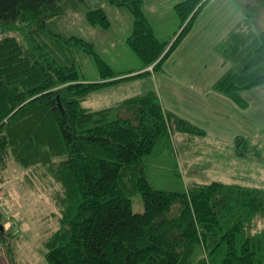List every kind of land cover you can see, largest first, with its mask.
<instances>
[{
    "label": "trees",
    "instance_id": "trees-1",
    "mask_svg": "<svg viewBox=\"0 0 264 264\" xmlns=\"http://www.w3.org/2000/svg\"><path fill=\"white\" fill-rule=\"evenodd\" d=\"M145 1L0 0V247L7 264H14L18 240L4 228L9 161L53 207L57 227L42 241L46 264H264V188L212 181L172 191L150 184L149 162L172 150L173 131L188 141L204 134L165 110L155 88L108 107L82 105L103 86L160 73L210 0L176 3L180 29L170 40L156 36ZM103 2L133 17L126 43L140 69L116 73L90 41L59 31L57 21L76 10L91 26L108 28ZM241 6L243 19L215 47L230 67L212 85L238 102L242 91L264 84V0ZM83 52L93 57L98 82L80 76ZM258 144L264 146V132L237 136L231 148L244 158L256 155ZM135 194L140 213L131 208Z\"/></svg>",
    "mask_w": 264,
    "mask_h": 264
},
{
    "label": "rangeland",
    "instance_id": "rangeland-1",
    "mask_svg": "<svg viewBox=\"0 0 264 264\" xmlns=\"http://www.w3.org/2000/svg\"><path fill=\"white\" fill-rule=\"evenodd\" d=\"M180 1L182 0L145 1L143 9L159 39L170 40L179 31L180 22L174 5ZM103 7L110 22L108 28L91 26L82 12L76 10L57 21L59 31L90 41L95 52L116 73L139 68L140 60L126 43L132 32L133 17L125 7L110 6L105 2ZM263 26L264 18L258 23V29ZM77 57L80 76L87 82H98L100 76L93 57L84 52ZM146 77H135L103 86L91 92L82 105L89 109H99L140 94L151 88ZM171 140L172 150H161V154L149 162L147 177L154 188L179 191L190 182L212 181L240 182L264 188V146L258 144L256 155L248 154L243 158L236 156L235 150L209 145L211 142L197 135L188 141L182 133L173 131ZM24 172L16 163L9 161L8 169L4 173L8 194L2 195V198L6 201L3 204L9 208V215H14L16 225L14 228L9 227L4 221V228L18 234L13 253L14 264H46L42 241L57 227V223L55 218L50 216L53 207L48 199L36 195L28 184L24 183ZM252 177L256 179L257 184H250ZM131 208L134 213L143 211L140 194L131 197ZM2 253L1 248L0 264H7Z\"/></svg>",
    "mask_w": 264,
    "mask_h": 264
},
{
    "label": "crops",
    "instance_id": "crops-1",
    "mask_svg": "<svg viewBox=\"0 0 264 264\" xmlns=\"http://www.w3.org/2000/svg\"><path fill=\"white\" fill-rule=\"evenodd\" d=\"M245 2L210 0L165 60L162 71L145 75L165 110L202 130L204 134L197 136L209 145L224 149H232L237 136L249 138L264 132V84L242 91L239 102L212 89L230 67L215 47L241 22Z\"/></svg>",
    "mask_w": 264,
    "mask_h": 264
},
{
    "label": "built area",
    "instance_id": "built-area-1",
    "mask_svg": "<svg viewBox=\"0 0 264 264\" xmlns=\"http://www.w3.org/2000/svg\"><path fill=\"white\" fill-rule=\"evenodd\" d=\"M149 70H151V66L148 68ZM3 209V212H4V221L7 225H9V227H13L16 225L15 221L11 219V215H9V212H8V208L6 206H3L2 207Z\"/></svg>",
    "mask_w": 264,
    "mask_h": 264
}]
</instances>
